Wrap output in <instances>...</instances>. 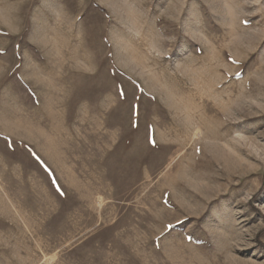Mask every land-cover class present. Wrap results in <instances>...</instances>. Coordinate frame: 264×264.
<instances>
[{"label": "rangeland", "instance_id": "1", "mask_svg": "<svg viewBox=\"0 0 264 264\" xmlns=\"http://www.w3.org/2000/svg\"><path fill=\"white\" fill-rule=\"evenodd\" d=\"M0 264H264V0H0Z\"/></svg>", "mask_w": 264, "mask_h": 264}, {"label": "snow or ice", "instance_id": "2", "mask_svg": "<svg viewBox=\"0 0 264 264\" xmlns=\"http://www.w3.org/2000/svg\"><path fill=\"white\" fill-rule=\"evenodd\" d=\"M57 190L59 191V188H57ZM61 194H63V193H61ZM170 227V226H169Z\"/></svg>", "mask_w": 264, "mask_h": 264}]
</instances>
